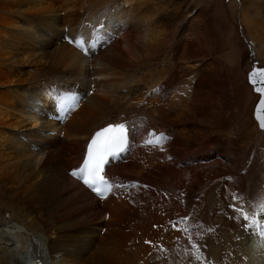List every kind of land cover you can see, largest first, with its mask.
Masks as SVG:
<instances>
[{
    "label": "bare ground",
    "instance_id": "bare-ground-1",
    "mask_svg": "<svg viewBox=\"0 0 264 264\" xmlns=\"http://www.w3.org/2000/svg\"><path fill=\"white\" fill-rule=\"evenodd\" d=\"M162 3L0 0V264H264L229 207L264 208L260 93L241 72L264 25L243 12L229 40L191 23L186 39ZM101 24L87 54L70 42ZM109 122L134 130L97 198L70 171Z\"/></svg>",
    "mask_w": 264,
    "mask_h": 264
},
{
    "label": "snow or ice",
    "instance_id": "snow-or-ice-1",
    "mask_svg": "<svg viewBox=\"0 0 264 264\" xmlns=\"http://www.w3.org/2000/svg\"><path fill=\"white\" fill-rule=\"evenodd\" d=\"M103 29V24L99 28L94 29V35L92 37V42L88 48H83L80 39L72 38L70 42H75L77 47L82 48L86 54L93 48L96 47V44L102 38L99 33ZM260 75L261 79L257 81L254 79L257 75ZM249 81L253 84L255 91L260 93L264 97V69L254 68L251 73H249ZM78 99L75 96L64 97L59 107L61 110L69 108L74 103H78ZM260 105L264 106V98L260 100ZM260 111V108H257V112ZM257 119L260 120L261 128H264V119L260 116H257ZM134 130V126L126 125L125 123H109L107 126L95 132L87 144L86 156L83 159L82 166L71 172V175L82 180L85 185H87L97 196L103 198L105 193L109 190L110 185L108 180L105 178V166L109 163L110 158L117 159L119 158L120 153L128 150L127 145L129 143V132ZM155 133H148L149 137H153ZM161 138L163 134H161ZM153 139H147L146 144L153 143ZM232 200H237V197L233 195ZM229 207L232 208L233 215L231 219H239L241 227L249 231V234H255L258 238V247L264 248V208H260L258 211L261 216L260 219H256V211L245 212L243 207L238 203L230 204ZM186 217L180 218V220L173 221L172 226L175 227L178 223L183 222ZM188 231V229H184ZM212 231V229H208ZM191 239V237H189ZM145 243L151 244V241H146ZM193 248L196 247L195 244L192 245ZM196 259L199 261L200 256H197Z\"/></svg>",
    "mask_w": 264,
    "mask_h": 264
},
{
    "label": "rangeland",
    "instance_id": "rangeland-1",
    "mask_svg": "<svg viewBox=\"0 0 264 264\" xmlns=\"http://www.w3.org/2000/svg\"><path fill=\"white\" fill-rule=\"evenodd\" d=\"M161 1L163 2L161 5V8H164L166 5L167 7L169 6L167 8V11L170 8V6H172L173 8L175 7L174 9L176 12V20H175L174 25H178L177 31L179 32L178 33L179 37L181 35H182L181 37L185 35H189L190 33L193 35V28H192V31H191V28H189V27H192L191 25H209L210 24L211 26L215 27V29L217 28L215 39L217 37V40H221V41H223V39L229 40L231 38L230 29L234 28V26L236 25H243L242 20H241V14L243 12H245L247 16H250L253 19H258L257 22H259V25H264V0H185V1L184 0H177V1L170 0V3H169V0H161ZM171 2L175 6L172 5ZM177 3L178 4L180 3V4L178 5ZM184 3L186 5H184ZM181 5H183V7ZM199 9L202 12L201 14L199 12ZM182 11L186 13H183ZM197 13L199 14V16ZM194 15H197L198 17L196 16V18H194L195 17ZM189 17L191 19L193 18L194 20L193 19L191 20ZM187 19L189 20V22H187ZM206 22H208V24ZM188 23H191V25ZM191 34L189 35V38H191L192 36ZM185 37H187L186 39H188V36H185ZM247 46L253 50V53L251 52L252 50H249L248 57L245 56L244 60L241 63V65L245 63L244 65H242L241 72L244 74L243 77L246 79V81L248 80L247 73L252 69V66L255 65L259 68L264 69V59L259 60V57H257L258 55L257 53H255L253 47H251L250 44L249 45L247 44ZM256 48L258 49L260 48V46L256 45ZM245 65L247 66V68ZM243 70L246 72H243ZM258 99H259V95H258ZM171 157L172 156H169L168 160L171 161L172 159H169Z\"/></svg>",
    "mask_w": 264,
    "mask_h": 264
},
{
    "label": "water",
    "instance_id": "water-1",
    "mask_svg": "<svg viewBox=\"0 0 264 264\" xmlns=\"http://www.w3.org/2000/svg\"><path fill=\"white\" fill-rule=\"evenodd\" d=\"M254 69V68H253ZM253 69H251V71H249V73H251L252 71H253ZM256 69H259V68H256ZM249 73H248V78H249ZM254 79H256L257 81H259L260 79H261V77H260V75L258 74L256 77H254ZM254 87V86H253ZM255 89V88H254ZM262 98H264V97H262L261 96V94H260V98H259V101H258V103H257V105H256V107H255V111H254V113H255V117L257 118V116H260L262 119H264V106H261L260 105V100L262 99ZM260 108V111L259 112H257V108ZM258 120V122H259V124H260V120L259 119H257ZM263 189H264V184H263Z\"/></svg>",
    "mask_w": 264,
    "mask_h": 264
}]
</instances>
